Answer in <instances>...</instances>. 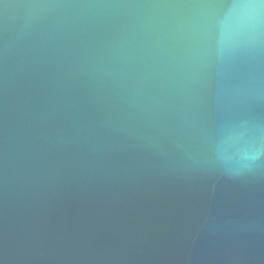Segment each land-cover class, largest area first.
<instances>
[{"label": "water", "instance_id": "1", "mask_svg": "<svg viewBox=\"0 0 264 264\" xmlns=\"http://www.w3.org/2000/svg\"><path fill=\"white\" fill-rule=\"evenodd\" d=\"M0 264H264V0H0Z\"/></svg>", "mask_w": 264, "mask_h": 264}]
</instances>
